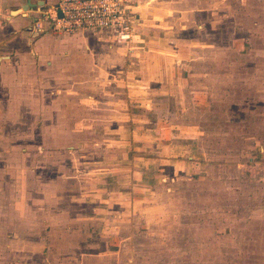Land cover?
I'll return each mask as SVG.
<instances>
[{
    "label": "rangeland",
    "instance_id": "obj_1",
    "mask_svg": "<svg viewBox=\"0 0 264 264\" xmlns=\"http://www.w3.org/2000/svg\"><path fill=\"white\" fill-rule=\"evenodd\" d=\"M30 2L33 5L25 11L20 9L27 0H0V29L11 26L8 18L15 10L27 16L23 25L27 35L19 57L8 60L0 56V62L12 63L11 69L0 68L2 186L11 190L15 175L20 178L22 173L26 183L21 184L23 202L19 208L23 210V205L30 204L31 161H46L45 155L37 152L38 146L80 144L79 148L87 150L100 141L102 128L109 126L112 115V106L100 102L103 86L124 76L129 62L118 49L133 44L109 32H35L32 19L38 7L45 9L49 1ZM131 2L139 17L135 37L142 29L143 37L149 38L145 49L163 51L155 66H162L161 78L167 77V65L176 63L175 75L182 88L174 92H180L183 101L179 119L173 123L182 125L187 133L191 124L202 132L198 156L205 161L191 180L188 176L174 181L168 169V190L159 186L153 189V198L135 205L133 219L129 222L127 218L133 227L128 225L130 230L123 236L128 238L114 255L110 254L115 259L112 262L264 264V0ZM171 54L178 60L169 59ZM147 60L152 64L150 58ZM50 66L57 69H48ZM190 85L198 89L197 104L186 100L185 90L189 91ZM68 88L70 95L64 92ZM50 90L55 92V98H49L53 105L36 103L48 100L38 96ZM58 91L61 93L56 94ZM52 111L70 126V134L62 139L36 132L37 114ZM59 119L55 122H61ZM78 130H85L86 136H78ZM64 154L55 152L51 160L54 165L68 162L64 166L70 169L72 180L80 175H74L72 167L87 159L76 152ZM19 165L22 169L15 173ZM56 167L52 175L60 178L65 170ZM9 201L13 203L12 198ZM73 206L76 204L70 203V208ZM87 224L92 226L89 221ZM57 234L51 236L45 249L49 252L46 258L53 264H113L94 263L88 257L77 260L79 255L73 258L76 254L69 249V241ZM13 248L17 250L9 247ZM11 250L12 258L16 255Z\"/></svg>",
    "mask_w": 264,
    "mask_h": 264
},
{
    "label": "crops",
    "instance_id": "obj_2",
    "mask_svg": "<svg viewBox=\"0 0 264 264\" xmlns=\"http://www.w3.org/2000/svg\"><path fill=\"white\" fill-rule=\"evenodd\" d=\"M44 1L47 0H37L36 4H43ZM48 1V5L55 2ZM18 11L8 18L13 22L9 23L11 26L0 29V56L8 60L19 57L22 52L21 43L27 35L23 28L27 16L23 13L19 15ZM140 32L141 34H137L130 42L133 44L128 43L127 48L118 49L125 54L129 62L124 69V76L115 77L103 86L104 96L101 98L106 101L100 98V102L112 106V115L109 126H103L100 141L94 143V148L86 150L83 146L79 148L80 144H72L71 147L69 144H60L55 148L43 144L38 146L37 152H42L46 161H31L33 166L28 168L31 197L27 201L30 204L23 205L25 210L19 208L23 202L21 184L26 183L22 180V173L20 178L15 175L12 182L14 184L10 186L11 190L7 191L2 186L3 169L0 170V264H53L46 258L49 252L45 249H48V241L52 240L51 236L55 232H59L57 237L69 241V249L72 254H76L73 258L79 255L77 260L88 257V260L92 258L94 263L95 260L101 263L115 261L110 258V254L114 255L123 240L128 238V235L127 238L123 236L133 227L127 218H130L129 222L133 219L135 205L153 198V189L159 186L167 187L168 190V180L178 181L188 176L187 179L191 180L193 175L198 174L205 161H201L198 156L197 143L202 132L191 124L187 133L182 130V125L173 123L179 119L183 101L180 92H174L182 88L175 75L178 71L176 63H168L170 65H167V77L161 78L163 68L155 66L163 51L145 49L149 38L143 37L142 29ZM28 40L26 38L25 42L28 43ZM50 54L53 58L52 51ZM168 58L178 60L176 54ZM1 66H9L11 69L12 63L0 62V68ZM54 68L56 67H48ZM70 90L68 88L64 92L70 95ZM185 92L189 104H197V87L190 85L189 91ZM54 93V90H50L47 95L38 96L48 100H38L36 103L53 105L49 98L54 99ZM60 93L58 91L56 94ZM36 117L39 127H36V132L39 131L41 136L54 135L62 139L70 134V131H67L70 129L69 124L65 123L57 112H42ZM57 119L61 122L56 123ZM44 121H50L51 125H44ZM77 135L86 136V132L78 130ZM0 146L4 147L1 136ZM55 152L66 153L64 157L76 152L81 158L87 159L81 161L79 167H72L73 174L79 172L80 175L71 180L70 169L65 170L68 162L54 165L51 154ZM56 166L65 170L60 178L52 175L53 169L58 168ZM15 167V173L22 169L21 165ZM168 169L174 178L169 179ZM41 173L44 175L40 176ZM58 181H61L60 184ZM10 198L13 203H10ZM70 203L76 206L70 208ZM85 205L88 206L87 209H84ZM88 221L92 226L87 224ZM128 225L130 229L127 228ZM9 247H16L17 250H11ZM10 250L13 256H16L11 258Z\"/></svg>",
    "mask_w": 264,
    "mask_h": 264
},
{
    "label": "built area",
    "instance_id": "obj_3",
    "mask_svg": "<svg viewBox=\"0 0 264 264\" xmlns=\"http://www.w3.org/2000/svg\"><path fill=\"white\" fill-rule=\"evenodd\" d=\"M131 0H55L45 9L38 7L31 28L35 32H109L120 41L131 42L138 20Z\"/></svg>",
    "mask_w": 264,
    "mask_h": 264
},
{
    "label": "water",
    "instance_id": "obj_4",
    "mask_svg": "<svg viewBox=\"0 0 264 264\" xmlns=\"http://www.w3.org/2000/svg\"><path fill=\"white\" fill-rule=\"evenodd\" d=\"M33 4L30 2V0H27V3L25 4V5H23L22 6V8H21V10H25V11H27V9L30 7V6H32ZM19 10V9H18ZM18 10H15V11H18ZM15 11H13V12H15ZM12 12V13H13ZM13 14H15V13H13Z\"/></svg>",
    "mask_w": 264,
    "mask_h": 264
}]
</instances>
